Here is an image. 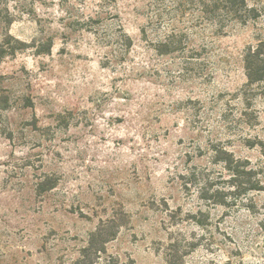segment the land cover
I'll return each instance as SVG.
<instances>
[{"label":"rangeland","instance_id":"rangeland-1","mask_svg":"<svg viewBox=\"0 0 264 264\" xmlns=\"http://www.w3.org/2000/svg\"><path fill=\"white\" fill-rule=\"evenodd\" d=\"M206 1L0 0V264H264V191L214 150L264 181V0Z\"/></svg>","mask_w":264,"mask_h":264},{"label":"trees","instance_id":"trees-1","mask_svg":"<svg viewBox=\"0 0 264 264\" xmlns=\"http://www.w3.org/2000/svg\"><path fill=\"white\" fill-rule=\"evenodd\" d=\"M207 5L212 7L214 12V21L217 17H224L227 22L218 24L221 29H224L228 24L233 22L247 23L251 18H257V9L249 6L247 0H207ZM144 34L147 33L146 28H143ZM128 45L132 43V38L128 34H124ZM160 47L166 48L165 52L173 41L164 39L160 41ZM179 48V47H178ZM175 50V47H174ZM244 67L248 84L252 85L260 83L264 80V40L259 41L256 45H250L244 53ZM215 157L217 160L224 162L225 168L230 172L231 188L236 190L247 191H264V181L259 177L257 168L250 165L249 160L236 158L232 151L222 146H216ZM95 236V233L93 237ZM105 247L100 249L104 252Z\"/></svg>","mask_w":264,"mask_h":264}]
</instances>
